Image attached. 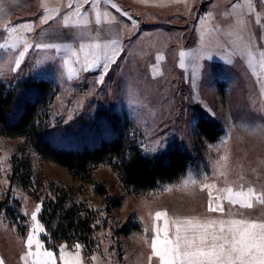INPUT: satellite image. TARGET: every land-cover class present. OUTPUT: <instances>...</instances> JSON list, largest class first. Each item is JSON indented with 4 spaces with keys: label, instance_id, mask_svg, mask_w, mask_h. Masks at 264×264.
I'll return each instance as SVG.
<instances>
[{
    "label": "rangeland",
    "instance_id": "1",
    "mask_svg": "<svg viewBox=\"0 0 264 264\" xmlns=\"http://www.w3.org/2000/svg\"><path fill=\"white\" fill-rule=\"evenodd\" d=\"M251 2L253 10L246 0H183L163 7L125 0H98L95 5L91 0L88 4L83 0H0V44L7 39L10 45H17L15 49L0 48V82L10 88L29 79L52 85L48 121L54 128V142H74L89 126L84 117L93 118L99 109H106L126 114L131 120V134L144 153L158 154L177 143L196 155L179 181L139 194L128 192L110 165L99 166L95 180L120 200L108 216L104 199L94 193L91 184L76 179L57 162L33 154L34 169L41 172L45 182L72 188L98 213V244L88 253L79 244L45 245L39 220L41 200L10 179L11 158L23 140L0 133L3 264H24L20 257L28 250L24 242L34 224L43 231L33 235L44 250L54 252L57 264H62L58 259L61 246L73 256L79 252L80 264H149L154 235L151 217L157 211H166L170 218L236 216L264 222V204L256 197L252 208H241L229 204L223 191L228 187L233 192L247 191L251 187L264 196V70L259 66L264 50V5L258 0ZM234 4L238 6L233 8ZM104 7L112 13L109 18L117 22V40L75 37L65 42L58 33L48 38L44 34L49 27L64 26L67 30L68 26L94 22L96 17L103 19ZM42 19L47 22L41 23ZM23 24L31 25L32 30L20 28ZM6 27H16L18 32L8 38ZM37 44L61 47L37 48ZM81 44L85 51L88 45H100L99 65L92 71H81L72 55L75 51L83 58ZM21 51L25 55L16 68ZM181 51L189 54L183 68L179 66ZM113 52L114 62L105 73L104 62ZM65 60L69 61L66 66ZM199 117L222 127L217 141L200 140L195 128ZM101 125L107 123L102 120ZM209 191L213 206L221 204L223 213L208 211ZM37 206L39 212L33 221ZM8 208H16L15 219ZM155 223L163 226L164 220ZM123 225L131 228L127 234L119 230ZM31 250H36L34 244Z\"/></svg>",
    "mask_w": 264,
    "mask_h": 264
},
{
    "label": "trees",
    "instance_id": "2",
    "mask_svg": "<svg viewBox=\"0 0 264 264\" xmlns=\"http://www.w3.org/2000/svg\"><path fill=\"white\" fill-rule=\"evenodd\" d=\"M53 96L52 85L45 80L29 79L11 88L0 82V133L23 140L11 158L10 179L41 200L39 220L46 246L79 244L90 253L98 244V213L80 200L72 188L45 182L41 172L34 169L33 154L57 162L76 179L91 184L94 193L104 199L108 216L120 205V200L109 195L105 185L95 180L99 166L110 165L122 186L139 194L179 181L194 164L196 155L177 143L158 154L144 153L131 134V120L126 114L121 116L106 109H99L93 118L84 117L89 126L74 142L58 144L52 140L54 128L48 121ZM102 120L107 126L101 125ZM195 128L200 140L210 143L223 133L217 122L205 117L197 119ZM8 209L15 219L16 208ZM130 229L123 225L119 230L127 234Z\"/></svg>",
    "mask_w": 264,
    "mask_h": 264
},
{
    "label": "snow or ice",
    "instance_id": "3",
    "mask_svg": "<svg viewBox=\"0 0 264 264\" xmlns=\"http://www.w3.org/2000/svg\"><path fill=\"white\" fill-rule=\"evenodd\" d=\"M98 0H91L95 5ZM249 10L254 9L251 0H246ZM84 4H88L89 0H83ZM259 4L264 5V0H258ZM238 5H233V8ZM71 7V5H69ZM116 7V5H113ZM47 21L42 19L41 23ZM97 19V23H99ZM67 26V24H65ZM28 31L32 30L31 25L23 24L19 26ZM8 38L12 34L17 33L16 27H6ZM19 39H22L20 37ZM16 44H9L7 39L0 44V48H16ZM29 45H26V47ZM37 48H56L59 50L61 45L58 44H37ZM85 45H80V52L83 58L74 51L73 56L76 57V63L81 65L80 70L83 72L92 71L99 65V44L88 45V51H85ZM25 55L23 51L19 53L15 64L18 68L21 64V58ZM116 52L112 57H107L103 69L106 73L110 63L114 62ZM189 54L181 51L179 53L181 68L184 67V60ZM68 60L64 61L66 66ZM260 68L264 70V50L260 52ZM15 71V68L13 69ZM72 76L69 75V79ZM103 75L100 80L102 81ZM99 82V81H98ZM194 183V182H193ZM205 187H214L207 186ZM226 196L224 197L229 204H239L241 208H252V200L257 198V202L264 204V196L257 194L253 188L247 191L233 192L231 187L224 189ZM209 212H221L224 209L221 204H212L211 191H209ZM39 212V206L32 213V220H36V213ZM154 221L152 231L154 233L151 242V255L149 256V264H264V222L250 221L247 219H205L200 220L196 217L192 218H170L166 211H157L152 215ZM164 220L163 226H158L155 221ZM171 224V228L169 227ZM43 229L38 224H34L27 239L25 240V248L28 249L21 255L20 259L24 264H57V258L53 251L44 250L41 241L33 235ZM147 242V241H146ZM35 245L36 250L31 248ZM79 245L76 248L79 249ZM155 258V262L153 261ZM59 261L62 264H80L79 252L74 256L64 251L63 246L60 249ZM0 264L3 261L0 260Z\"/></svg>",
    "mask_w": 264,
    "mask_h": 264
},
{
    "label": "crops",
    "instance_id": "4",
    "mask_svg": "<svg viewBox=\"0 0 264 264\" xmlns=\"http://www.w3.org/2000/svg\"><path fill=\"white\" fill-rule=\"evenodd\" d=\"M104 1L106 3L111 2L112 0H101ZM129 3H133L135 5H147V6H159V7H163L166 6L168 4H177L182 2L183 0H125ZM102 10L104 11V16L103 13H101L102 11H100L101 13V17L103 19H99V23H97V17L96 20L94 22H90V23H81L79 25H76L74 27L68 26L67 30L66 28L57 26V27H49L46 29V31L44 32V34H46L47 38L48 37H52L54 36L56 33H58V37L62 38V40H64L65 42L68 41L70 42L71 39L73 38H80V39H95V40H102V41H110L115 39L117 40L119 38V33H118V26H117V22H113L112 18H109L112 13L110 11V9L108 7H104L102 8ZM100 13H96V15L100 14ZM52 34V35H51ZM60 35V36H59ZM229 218H233V219H245V217H229ZM229 218H221V219H229ZM208 219H219V218H208Z\"/></svg>",
    "mask_w": 264,
    "mask_h": 264
}]
</instances>
